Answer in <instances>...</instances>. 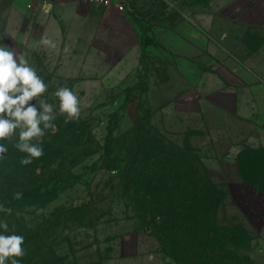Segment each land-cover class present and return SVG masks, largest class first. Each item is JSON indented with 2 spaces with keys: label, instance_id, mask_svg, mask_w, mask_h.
Segmentation results:
<instances>
[{
  "label": "rangeland",
  "instance_id": "rangeland-1",
  "mask_svg": "<svg viewBox=\"0 0 264 264\" xmlns=\"http://www.w3.org/2000/svg\"><path fill=\"white\" fill-rule=\"evenodd\" d=\"M122 1L0 0V45L48 85L56 126L29 164L19 130L0 141V233L24 237L20 264H264V0Z\"/></svg>",
  "mask_w": 264,
  "mask_h": 264
},
{
  "label": "clouds",
  "instance_id": "clouds-1",
  "mask_svg": "<svg viewBox=\"0 0 264 264\" xmlns=\"http://www.w3.org/2000/svg\"><path fill=\"white\" fill-rule=\"evenodd\" d=\"M40 43L55 48L52 40L42 36ZM48 89V85L37 74L25 57L15 48L0 45V141L11 140L18 132L15 147L27 154L23 164L32 159H39L44 151L40 146L45 130H56L52 123L55 119L53 105L40 99ZM59 100V112L66 115L65 122L79 119L80 99L70 88L60 87L54 93ZM35 100L39 102L32 104ZM38 143H32V141ZM8 151L6 145L0 144V157ZM20 194H16L19 198ZM11 212L10 209H0ZM0 229L8 231L7 222H0ZM22 235H5L0 233V264H20L18 258L25 255Z\"/></svg>",
  "mask_w": 264,
  "mask_h": 264
},
{
  "label": "crops",
  "instance_id": "crops-1",
  "mask_svg": "<svg viewBox=\"0 0 264 264\" xmlns=\"http://www.w3.org/2000/svg\"><path fill=\"white\" fill-rule=\"evenodd\" d=\"M206 36H207V34H206V31H204V29L203 30H199V31L198 30H195L193 32V37H194L195 40H198V39L200 40L201 37L206 38ZM236 79L238 81H240V79L238 77ZM235 86L236 87H232L233 89L226 90V92L223 91V93L224 94H231L234 97H236L237 99H239V97H240L239 95H240V92L241 91H246V90L250 89L245 83H242V82L237 83ZM263 88H264V86H263ZM227 91H229V92H227ZM253 93H254L253 94V98L255 97L254 95H256V94H258V95H260V97H263L264 98V90L263 89L260 90V91H258V92L254 91ZM251 107H252L251 110L253 112V115L256 116L255 111H254V107H256L257 109H258V107L256 105H253ZM238 116H239V113H238ZM261 120H262V124L261 125H262V127L264 129V115L262 116V119ZM262 148H264V147H262Z\"/></svg>",
  "mask_w": 264,
  "mask_h": 264
},
{
  "label": "trees",
  "instance_id": "trees-1",
  "mask_svg": "<svg viewBox=\"0 0 264 264\" xmlns=\"http://www.w3.org/2000/svg\"><path fill=\"white\" fill-rule=\"evenodd\" d=\"M72 141H74V138H72ZM239 161H240V171H241L243 180L253 186L254 180H253V177H251V171H250L251 169L249 168V166H247L248 163H245V161H243L241 156L239 158ZM262 193L264 194L263 189H262ZM206 261H208L207 258H206ZM206 261L204 262V264H220L219 260L216 261V260L211 259L210 262H206Z\"/></svg>",
  "mask_w": 264,
  "mask_h": 264
},
{
  "label": "built area",
  "instance_id": "built-area-1",
  "mask_svg": "<svg viewBox=\"0 0 264 264\" xmlns=\"http://www.w3.org/2000/svg\"><path fill=\"white\" fill-rule=\"evenodd\" d=\"M86 2H92L103 7H114L119 12L126 11V5L121 0H81Z\"/></svg>",
  "mask_w": 264,
  "mask_h": 264
}]
</instances>
